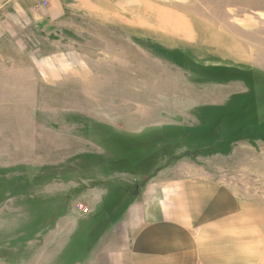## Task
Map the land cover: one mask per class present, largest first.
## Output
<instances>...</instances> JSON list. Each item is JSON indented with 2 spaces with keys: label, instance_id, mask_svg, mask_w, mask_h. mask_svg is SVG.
<instances>
[{
  "label": "rangeland",
  "instance_id": "obj_1",
  "mask_svg": "<svg viewBox=\"0 0 264 264\" xmlns=\"http://www.w3.org/2000/svg\"><path fill=\"white\" fill-rule=\"evenodd\" d=\"M21 4H0V264L83 261L180 162L264 206V0Z\"/></svg>",
  "mask_w": 264,
  "mask_h": 264
},
{
  "label": "crops",
  "instance_id": "obj_2",
  "mask_svg": "<svg viewBox=\"0 0 264 264\" xmlns=\"http://www.w3.org/2000/svg\"><path fill=\"white\" fill-rule=\"evenodd\" d=\"M178 165L151 176L98 236L90 231L85 259L76 264H264V206L241 199L218 177L181 174Z\"/></svg>",
  "mask_w": 264,
  "mask_h": 264
},
{
  "label": "built area",
  "instance_id": "obj_3",
  "mask_svg": "<svg viewBox=\"0 0 264 264\" xmlns=\"http://www.w3.org/2000/svg\"><path fill=\"white\" fill-rule=\"evenodd\" d=\"M49 0H40V3L42 5H46L48 3ZM78 210H80L81 212H87V208L83 207L81 204L77 205Z\"/></svg>",
  "mask_w": 264,
  "mask_h": 264
}]
</instances>
